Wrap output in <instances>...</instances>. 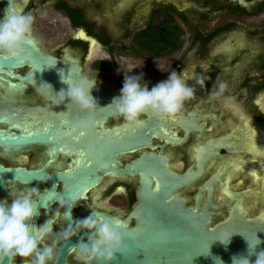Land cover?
Returning a JSON list of instances; mask_svg holds the SVG:
<instances>
[{"label": "flooded vegetation", "instance_id": "af4514ba", "mask_svg": "<svg viewBox=\"0 0 264 264\" xmlns=\"http://www.w3.org/2000/svg\"><path fill=\"white\" fill-rule=\"evenodd\" d=\"M8 1L0 0V19L6 15ZM12 1L20 5V15L46 6L60 14L74 33L68 37L67 48L52 54L79 58L84 76L96 82L123 86L128 74L141 76L151 89L175 71L194 89L193 98L175 119L149 111L140 123H126L115 113L107 117L99 113L92 115L94 126L85 131L79 127L85 113L80 117L70 109L57 110L51 95L19 79L30 72L29 64L13 68L11 74L1 68L0 134L33 139L28 144L0 143V165L8 170L44 171L48 179L0 174V200L12 190L39 189L34 228L37 235L44 225L52 229L45 245L54 247L55 264H83L75 250L83 232L69 240L58 235L69 223L61 205L71 187L65 174L76 170L83 190L76 189L81 194L71 209L73 222L92 212L119 220L121 231L134 242L150 243L141 253L144 256H168L160 246L162 241L166 244L163 231L167 227L177 233L183 225L197 226L178 222L185 209L188 216L203 217L206 222L201 224L208 232L227 220L238 205L264 226V114L252 104L256 94L264 91V23L242 26L263 15L264 0H248L253 3L246 7L234 0ZM73 15L86 26L74 25ZM173 25L181 43L178 48L172 49L163 33L162 46L155 53L140 52L132 44L141 30H166ZM81 29L96 42L83 39ZM32 40L44 53H51L33 32ZM127 55L138 66L120 78L110 77L120 65L128 68L129 62H120ZM220 82L226 83L225 95L238 106L236 113L225 109L220 98H210ZM257 136L259 149L255 150L250 144ZM126 140L128 148L120 151ZM126 167L131 172L113 170ZM166 172L184 177L186 183L172 181L174 188L165 189ZM89 179L96 181L85 186ZM150 183V189L144 188ZM145 196L148 208L160 212L157 220L149 219V210L143 207ZM12 264H31V259L16 257Z\"/></svg>", "mask_w": 264, "mask_h": 264}, {"label": "clouds", "instance_id": "9594fccd", "mask_svg": "<svg viewBox=\"0 0 264 264\" xmlns=\"http://www.w3.org/2000/svg\"><path fill=\"white\" fill-rule=\"evenodd\" d=\"M33 23L34 18L28 14H6L0 19V56L9 59H26L20 57L19 52L24 46L33 43ZM61 80L67 88H62L56 93L57 96L63 103L69 100L70 103L78 105L81 112L85 113L84 118L79 121L81 129L86 131L92 128L94 126L92 115L98 109L96 99L92 95L96 87V78L85 75L79 79H72L61 72ZM197 82L202 83V81ZM48 86L51 88L50 85ZM226 87V83H218L210 98H220L225 109L236 113L238 106L231 97L225 95ZM193 96V87L175 71H172L166 80L152 86L150 90L147 84L142 83L141 76L125 74L120 95L114 97L111 104L104 108L114 109L115 115L126 123H140L141 117L149 111L161 118L175 119ZM252 104L258 112L264 114V91L256 94ZM39 196V189L31 187L19 191L12 190L7 199L0 200V264H4L5 259L8 264H12L16 257L30 258L31 264H49V262L55 264L54 247L45 245V240L52 229L44 225L40 227L37 235L34 228V218L38 215ZM77 199L76 195H71L68 200H61V205L67 210L64 211L63 216L69 223L58 235L64 240H69L82 231L84 235L76 244L75 250L78 251L83 264H92L93 261L111 264L115 253L123 247L121 222L106 219L96 212L72 222L71 209L77 205ZM84 237H87V240ZM230 237L227 240H217L226 246L230 243ZM245 240L248 244V255L233 256L232 264H264V249L257 250L264 241H261L257 235L255 244L250 243L247 238ZM252 256H255L254 261L250 259ZM214 259L215 264H223L218 257Z\"/></svg>", "mask_w": 264, "mask_h": 264}, {"label": "water", "instance_id": "95a60500", "mask_svg": "<svg viewBox=\"0 0 264 264\" xmlns=\"http://www.w3.org/2000/svg\"><path fill=\"white\" fill-rule=\"evenodd\" d=\"M234 1H238V3L243 7L249 6L253 3V1L248 0ZM6 9L8 15H20V5L14 4L12 0L7 2ZM81 36L91 44L96 42V40L93 37H90L84 29H81ZM66 43L67 41L51 50H48V52L51 53H44L37 43L33 41L31 45L24 46L19 52V56L25 57L26 59H9L0 56V71L2 70L1 68H7L9 69L7 72L11 74L13 68L29 64L31 66L30 72H28L25 76H20L19 79L23 83L28 81L35 85L37 84V86L43 89L44 92L48 93V95H51V101H53L57 110L64 111L65 109H70L75 112L77 116L81 117L84 113L81 112L78 105L70 103L69 100H65L63 103V101H61V99L56 94L62 88H67V86L62 83L61 72H63L65 76L71 77L72 79H79L81 76H84L81 60L79 58L71 54H67L64 57H58L55 54H52L53 51H56L61 47H65ZM71 49L73 50L72 47ZM88 62L89 61L86 62V66ZM120 77H122V75L114 78ZM47 84L50 85L51 88ZM121 88L122 86L118 84L96 82V87L93 89L92 95L96 99L98 109L93 113V115H99V113H103L104 117H107L108 115L115 113L114 109L104 107L109 106L113 98L120 95ZM32 139L33 138L21 136L16 138L2 137L0 134V143L8 145H14L16 143L28 144L32 141ZM258 139H260L259 136L253 139L250 144V146L255 150L259 149V146L257 145ZM128 143V140H126L124 142L125 145L121 146L120 151L126 150L129 146ZM113 170L122 173L131 172L129 167L118 170L113 168ZM0 174H4L15 179L19 178L31 180L38 177L48 179V176L44 173V171L8 170L3 168L1 165ZM166 174V180L169 182H167L166 185L164 184L163 187L165 189L174 188L175 184H171L172 181H178L180 184L186 183L184 177L178 178V176L171 175L169 172H166ZM65 175L71 179L69 183V185L71 184V187L69 188L70 192L67 193L66 197L69 198L71 195H80L81 191L83 190V188L80 186L81 183L83 184V180H81V177H79L81 176L80 172L76 170V172L73 174L67 173ZM63 177L66 181L69 180L67 177ZM95 181L96 179H89V182L85 186L94 184ZM150 187L151 183L144 186L146 189H150ZM77 188L78 190H82L78 192L76 190ZM1 190L2 185L0 186V191ZM233 197L235 198L236 196L233 195ZM146 200L147 197L145 196V203H143V207L149 210L150 216L147 215V217L149 216V219L151 218V220L154 221L160 212H154L150 210L147 206ZM185 212L184 218H179L178 222L181 221L183 224L194 222L197 226L193 227L189 225H183V227L180 228L177 233L171 232L170 227H167V230L163 231L166 244L162 241L160 246L161 249H165L166 252L162 251L161 253H167L168 256H163L161 257L162 259H160L159 257L153 258L141 255V253L143 254L144 252L145 246L149 247L150 243L146 242V245L144 246V241L134 242L132 239H130L126 231H121L123 235V247L120 251L115 253V257L111 261V264H215L214 258L217 257L223 261V264H232L233 256L248 255V244L245 238H247L252 244H255L256 235L261 241H264V226L260 224L261 219L250 218L247 212H244L242 207L239 205L234 207L230 212L229 218L222 222L221 225H219L212 232H208L202 226L201 223L206 222L203 217L194 214H190L188 216V214ZM187 216L189 218H187ZM170 221L176 220L172 219ZM213 237L215 239L214 242L212 240ZM229 237L230 243H228L226 246L217 240H227ZM140 242H143V244ZM153 243L154 242L151 244L153 245ZM260 249H264V243H261L257 250ZM250 259L254 261L255 256L250 257ZM4 264H8L7 259H5ZM94 264H100V262L95 261Z\"/></svg>", "mask_w": 264, "mask_h": 264}, {"label": "rangeland", "instance_id": "374dc122", "mask_svg": "<svg viewBox=\"0 0 264 264\" xmlns=\"http://www.w3.org/2000/svg\"><path fill=\"white\" fill-rule=\"evenodd\" d=\"M28 15H31L34 18L32 32L39 38L41 43L45 44V48L47 50H51L68 40L71 34H73V30L68 27V23L65 19H63L60 14L54 12L50 6L39 8L35 12H30ZM264 23V13L259 18H255L252 21L247 20L246 23L242 26L247 25V27H253L255 25H259ZM129 62L128 68L125 66L119 67L118 70L113 71L110 77H118L126 73L129 69L134 66H138V61L130 58V55H127L125 59H120L122 61ZM137 62V63H134ZM91 60H89L87 67H89ZM164 64V63H161ZM138 71L137 68L134 69Z\"/></svg>", "mask_w": 264, "mask_h": 264}, {"label": "trees", "instance_id": "16d2710c", "mask_svg": "<svg viewBox=\"0 0 264 264\" xmlns=\"http://www.w3.org/2000/svg\"><path fill=\"white\" fill-rule=\"evenodd\" d=\"M264 8V5H263ZM262 10V9H261ZM74 17V15H73ZM73 23L76 26H86L85 23H83L82 21L76 19L75 17L73 18ZM151 32V38L148 37L149 33ZM177 32V28L175 27V25L173 26H168L167 29H162L161 27H149L147 29L141 30L137 33H135L134 37H133V41L132 44L134 45V47L140 51V52H151V53H155L153 51L155 50H159L162 46V42L160 40V34H166L168 37V42L169 45H173L172 49L174 48H178L180 47L181 43L177 42V37L178 34ZM170 37L174 38L173 40L170 39ZM159 54V53H157Z\"/></svg>", "mask_w": 264, "mask_h": 264}, {"label": "bare ground", "instance_id": "6f19581e", "mask_svg": "<svg viewBox=\"0 0 264 264\" xmlns=\"http://www.w3.org/2000/svg\"><path fill=\"white\" fill-rule=\"evenodd\" d=\"M5 14H8V13H7V9H5Z\"/></svg>", "mask_w": 264, "mask_h": 264}]
</instances>
